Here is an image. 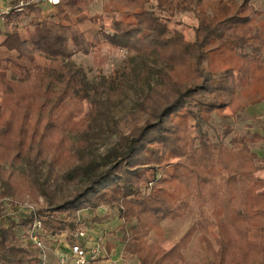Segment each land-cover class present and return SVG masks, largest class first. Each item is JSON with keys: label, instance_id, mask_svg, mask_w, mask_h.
Returning <instances> with one entry per match:
<instances>
[{"label": "trees", "instance_id": "1", "mask_svg": "<svg viewBox=\"0 0 264 264\" xmlns=\"http://www.w3.org/2000/svg\"><path fill=\"white\" fill-rule=\"evenodd\" d=\"M94 1L60 0L50 18L47 7L35 3L0 16V83L6 87L0 102V208L6 199L45 196L29 187L17 166L50 159L49 168L68 169L65 182L86 183L74 198L38 212L48 232L73 227L80 211L108 206L123 221L119 245L140 264H194L185 256L194 237L211 257L208 264H264V177L257 175L264 157L251 148L264 143V128L229 143V126L216 142L205 130L214 114L237 115L264 103V13L253 0H107L106 26L89 11ZM161 13H194L195 41L172 30ZM106 46L155 55L165 69L137 106L134 116L145 118L144 124L123 139L122 150L83 167L84 152L69 133L76 125L87 133L94 115L76 122L84 95L71 61ZM59 78L63 86L56 90ZM193 205L196 221L164 248L165 223L185 219ZM7 223L0 227V264H36L19 246V224Z\"/></svg>", "mask_w": 264, "mask_h": 264}, {"label": "rangeland", "instance_id": "2", "mask_svg": "<svg viewBox=\"0 0 264 264\" xmlns=\"http://www.w3.org/2000/svg\"><path fill=\"white\" fill-rule=\"evenodd\" d=\"M18 1L0 0V16H3L1 13L7 6H15ZM106 3L107 0H95L90 5L89 11L91 15L101 17L100 24L110 26L111 19L103 11ZM255 4L257 7L261 5L257 2ZM261 9L262 7L259 8V10ZM54 11V7L47 8L46 18H50ZM160 16L172 30L181 31L187 40L195 41L198 20L194 13L176 14L174 17L161 13ZM27 22H22L21 27L25 26ZM0 27L4 28L2 21ZM71 63L77 71V80L81 84L80 93L86 97H82L84 100L79 101L82 113L80 117H77L76 122L88 120L89 113L92 114L89 115L90 118L94 115L87 133H81L83 128L79 125H76L75 130L69 133L73 146L84 152V159L80 165L88 167L101 161L112 150H122L123 139L131 136L136 128H140L144 124L145 118L138 121L134 116L137 106L151 88L160 83L158 72L164 70L165 65L158 61L155 55L144 58L129 51L117 50L107 46L101 51H96L88 56L78 54ZM31 71H35V67L32 65ZM62 84L63 80L59 78V84L55 89L60 90ZM5 91L6 87L0 83V102ZM259 111L264 112V103L250 107L244 113L237 115H233L230 110H226L223 114H214L211 125L205 127V130L210 138L216 142L225 132V128L229 126L233 130V134L226 139V143H229L234 136H247L254 132L262 133L264 113H259ZM255 116L257 120L253 121L252 118ZM251 148L261 157H264V143H253ZM50 162V159H47L46 163H38L28 168L27 166H17L21 173H25L29 187L36 189L38 193L39 188L46 192L45 196L39 195L37 200L32 199L30 196L25 198V201L34 204L38 210L61 205L65 201L74 198L85 187L86 182L81 178L74 182H65L64 178L67 177L68 169L59 167L51 169L49 168ZM35 167H38V171ZM257 175L264 177V171L258 172ZM128 182L134 186H139L137 180L128 179ZM213 210L212 207H207V212L211 217L214 216ZM8 212V207L2 204L0 208V227L2 224L5 226L9 224L2 218ZM87 212L92 211L88 210ZM87 212L84 213V218H86V220L83 219L84 222H88L89 219L93 220L96 216L98 222L109 224L114 231L109 237L110 243L113 241V237L121 242V229L119 226L123 221L117 218V210L111 208V211L107 212L108 214L94 211L96 215L89 213L90 216ZM197 212V207L193 205L185 219L174 223H165L167 240L163 244L164 248L170 249L185 235L196 221ZM118 248L122 250V244ZM185 256L187 263L194 264H208V260L211 258L203 246L200 245L197 237H194L189 248L185 251ZM127 260L130 264H139L137 259L127 257Z\"/></svg>", "mask_w": 264, "mask_h": 264}, {"label": "built area", "instance_id": "3", "mask_svg": "<svg viewBox=\"0 0 264 264\" xmlns=\"http://www.w3.org/2000/svg\"><path fill=\"white\" fill-rule=\"evenodd\" d=\"M60 0H19L15 6H7L1 15H7L11 11H20L30 4H42L52 8ZM51 11V10H50ZM8 207V214L2 216L8 220L16 221L19 226L16 229L19 246L26 249L36 264H130L126 255L119 250V243H110L112 228L107 223H100L97 218L84 222V213L80 211L74 226L61 233H51L44 229L39 219L38 208L25 200L2 201ZM111 207L101 206L96 212L101 214L110 212ZM96 212H87L96 215ZM91 214H89L90 216ZM84 219V220H83ZM30 220L28 225L22 221ZM109 246L113 248L110 250ZM140 264V263H139Z\"/></svg>", "mask_w": 264, "mask_h": 264}, {"label": "crops", "instance_id": "4", "mask_svg": "<svg viewBox=\"0 0 264 264\" xmlns=\"http://www.w3.org/2000/svg\"><path fill=\"white\" fill-rule=\"evenodd\" d=\"M255 2H257V4H259V5L261 4L260 7H262V9H261L260 11L264 13V7H263V6H264V0H260V1H259V0H258V1H257V0H253V4H254V6H255L257 9H259L260 7H257L256 4H255ZM259 113H262V114H263L264 112H260V111H259ZM113 242H114V243H120V242L117 241L116 238H114V237H113V241H112V243H113Z\"/></svg>", "mask_w": 264, "mask_h": 264}]
</instances>
